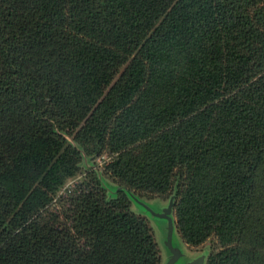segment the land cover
Masks as SVG:
<instances>
[{"label": "trees", "instance_id": "16d2710c", "mask_svg": "<svg viewBox=\"0 0 264 264\" xmlns=\"http://www.w3.org/2000/svg\"><path fill=\"white\" fill-rule=\"evenodd\" d=\"M167 193L264 264V0H0V264H160Z\"/></svg>", "mask_w": 264, "mask_h": 264}, {"label": "rangeland", "instance_id": "374dc122", "mask_svg": "<svg viewBox=\"0 0 264 264\" xmlns=\"http://www.w3.org/2000/svg\"><path fill=\"white\" fill-rule=\"evenodd\" d=\"M107 160L106 156L96 159L98 165H101ZM90 168L81 167L80 172L75 177L70 178L61 193L65 192L73 186V184L81 179ZM142 202L149 205V207L157 213H149V210L140 201L130 200L129 210L133 213L148 219V225L154 233V237L158 248L160 250V264H169L172 260L174 252L177 253L175 259L172 260L173 264H189L194 260H199L200 264H206L208 256L214 251L221 248L217 238L210 237L203 242L197 244L186 243L180 233L175 228L174 216L172 212L173 195L167 193L162 196H155L150 194H141ZM168 212L172 222L171 238L173 253L167 247V220L165 214ZM175 256V255H174Z\"/></svg>", "mask_w": 264, "mask_h": 264}, {"label": "water", "instance_id": "95a60500", "mask_svg": "<svg viewBox=\"0 0 264 264\" xmlns=\"http://www.w3.org/2000/svg\"><path fill=\"white\" fill-rule=\"evenodd\" d=\"M143 204V203H142ZM148 210H149V213L151 212L152 214L154 213H157L155 211H153L152 209L148 208L146 205H144ZM166 217V220H167V236H166V240H167V247L171 250V252L173 253L174 249H173V246H172V238H171V230H172V222H171V218L169 217L168 215V212H166L165 216ZM175 255V256H174ZM174 255H173V259H175L177 253L174 252ZM172 260L169 261V264H173L172 263ZM189 264H200V261L199 260H194L193 262L189 263Z\"/></svg>", "mask_w": 264, "mask_h": 264}]
</instances>
